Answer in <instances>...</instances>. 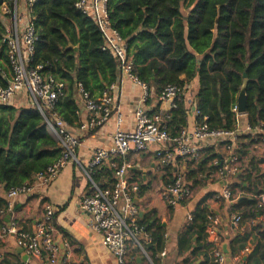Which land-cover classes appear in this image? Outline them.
Here are the masks:
<instances>
[{"label": "trees", "instance_id": "trees-1", "mask_svg": "<svg viewBox=\"0 0 264 264\" xmlns=\"http://www.w3.org/2000/svg\"><path fill=\"white\" fill-rule=\"evenodd\" d=\"M3 1L8 9H13V0H0V9ZM75 1L38 0L31 7L36 40L30 65H41L39 71L45 79L62 82L52 111L68 125L80 126L75 98L78 88L93 98L105 90L110 93L108 88L116 82L119 69L111 53L102 49L103 40L96 25L74 7ZM106 8L111 26L124 41L131 72L146 88L152 87L156 95L168 84L184 90L197 76V123L205 121L210 129H229L236 123L232 108L245 73L246 122L264 127V0H107ZM8 15L0 13V86L7 85L11 74L3 40L2 17ZM182 94L167 112L165 128L170 135L186 127L187 109ZM157 111L153 108V112ZM44 114L48 118L49 110L44 109ZM253 142L251 133L238 137L233 151L237 159L246 154ZM59 152L58 141L47 131L43 115L31 100L28 106L0 104V186L4 190L31 180ZM183 159H176L174 165H161L170 179L177 172L175 165ZM219 159L213 146H204L197 158H187L186 167L180 172L193 188L205 175L218 171ZM112 161L120 163L121 158L115 156ZM249 161L251 165L238 169L231 175L233 181L227 182L231 192L228 210L240 216L236 228L249 225L245 231L237 228L227 240V255L233 257L245 250L252 235L243 264H264V220L259 219L262 209L257 201V196L264 193V171ZM128 170L132 173L130 179L139 183V196L150 183H145L141 174L131 168ZM113 171L108 162L95 169L93 179L100 187H107L114 181ZM234 190L239 193L233 197ZM6 207L7 202L0 198V222ZM208 215H213L212 211L198 202L185 228L178 231L176 255L189 254L182 257V264H216L211 255L212 242L205 231ZM138 221L151 237L146 245L149 255L154 263H162L159 253L166 241L164 227L156 219ZM132 251V255L137 253L134 248Z\"/></svg>", "mask_w": 264, "mask_h": 264}, {"label": "built area", "instance_id": "built-area-1", "mask_svg": "<svg viewBox=\"0 0 264 264\" xmlns=\"http://www.w3.org/2000/svg\"><path fill=\"white\" fill-rule=\"evenodd\" d=\"M26 14L17 12V0H13V9L7 8L6 1L2 2L1 10L8 13V23L4 24L3 40L6 43L7 55L10 66V79L6 86H0V104L10 101L14 93L25 90L30 100L36 105L46 121L47 131L58 141L60 152L58 157L45 169L36 172L31 180L24 181L21 185L5 189L8 199L7 207L10 208L13 199L20 194H29L35 188L45 187L57 174L70 162H77L75 150L79 145L78 137L67 128V123L54 111L55 100L61 91L62 82L53 78L45 79L39 69L41 65H30L33 56L36 34L31 21L30 9L38 0H23ZM107 0H76L74 7L82 14L89 17L99 30L103 44L102 49L107 50L115 58L120 73H125L132 80L137 81L145 89L146 86L139 82L131 72V60L126 54L124 41L118 32L111 26L106 8ZM23 25L20 27V23ZM113 84L109 86L111 91ZM83 104L90 117L81 124V128L88 130L101 126L110 118L114 110L111 94L105 90L98 98L91 97L82 88H78ZM183 93V89L175 84H168L157 95L160 101L169 102V109L175 107L176 99ZM44 109L49 110V117L44 114ZM232 110L236 114V123L229 129H210L205 121L195 123L192 130L182 128L176 135H170L165 128V121L169 117L168 111L148 113L143 108L136 109L134 113V127L131 130L119 128L120 118L117 117V127L112 136L109 147H94L91 149L87 162L88 176L92 190L78 202L80 210L90 215V225L102 235L103 245L110 251L116 264H130L128 249L134 248L147 264L154 263L146 245L150 242V235L138 221V208L135 198L138 197L139 183L128 176L130 164L126 156L130 151H144L148 145H157L156 154L160 165L175 164L178 158H197L202 144L208 141H222L225 149L229 151L230 162H235L237 156L234 148L238 137L244 133H251L255 139L264 140V127L240 123L235 104ZM195 114L198 111L195 110ZM245 114V113H244ZM204 119L206 117H203ZM121 158V162H113V157ZM110 162L113 167L114 181L107 187H100L91 179V173ZM237 171L236 167L222 165L217 173L219 175ZM192 188L186 183L182 172L177 171L169 182L159 192L162 200L170 207H175L188 200L192 195ZM215 198L230 201L231 192L225 183L215 192ZM262 213L260 220H264V193L257 196ZM1 212V210H0ZM53 208L44 205L42 218L30 232L18 231L13 223L0 226V238L7 234H15L16 244L21 247L28 258H40L45 255L49 263L56 262L58 246L52 237L51 220ZM191 219V215L188 216ZM240 216L234 214L229 224L238 225ZM208 224L205 229L207 237L213 235L211 255L216 264H223L226 255L223 253L218 241L217 216L208 215ZM248 251L247 248H245ZM162 250L159 256L162 257ZM132 255L131 261L135 259ZM23 264H28L27 260Z\"/></svg>", "mask_w": 264, "mask_h": 264}, {"label": "crops", "instance_id": "crops-1", "mask_svg": "<svg viewBox=\"0 0 264 264\" xmlns=\"http://www.w3.org/2000/svg\"><path fill=\"white\" fill-rule=\"evenodd\" d=\"M17 12L22 15L26 14L23 0L18 1ZM0 13L1 16L4 14L1 9ZM2 20L4 24L8 23L7 18L2 17ZM22 25L21 22L20 27ZM197 90L198 77L196 76L185 85L182 94V101L187 109L186 130H192L197 122L194 108V97ZM110 94L114 104L112 115L94 131L91 132L86 128H81L77 124H67L68 130L79 139V145L75 150L78 163H68L45 187L39 186L29 194L17 195L13 199L11 207H6V210L1 213L3 222H0V226L13 223L18 231L30 232L42 218L44 205L49 204L53 208L51 233L58 246L56 262L49 263L47 257L43 255L40 258H28V264H116L114 255L103 245L101 233L91 227L90 215L78 207L80 199L90 194L92 190L90 180L85 173L90 152L94 147H109L112 144V136L117 127L118 116L120 118L119 128L131 130L135 123L134 113L136 109L143 108L148 113H152L153 108H156L159 111L167 112L169 102L160 101L152 87L144 89L140 83L120 72ZM75 98L78 107V120L81 125L90 117V113L85 108L78 91ZM29 102L30 98L25 90L14 93L9 101L10 104L15 106H28ZM238 120L240 123H245V114L239 116ZM256 140L248 145L244 156H247L250 160L252 159L255 164L259 161L258 165L264 169V140L260 142ZM208 145L213 146L219 154L218 167L219 163L232 167V162L228 163L230 153L223 144L208 141L202 144V147ZM260 147H262V153H260ZM156 150L157 145L150 144L144 151H130L126 156V160L130 164L129 168L131 170L141 174V178L145 183H150V187L136 197L135 202L138 208V218L143 221L156 219L165 229L166 241L163 249L165 253L161 257L162 263L182 264V257L189 256V254H184L181 257L176 255L177 233L180 229L185 228L186 222L189 221L188 216L191 215L198 202H202L212 211L213 216L218 217L220 222L218 225V241L221 248L223 244H226L227 248V240L235 234L238 227L229 224L234 214V212L228 210L231 202L216 199L214 193L225 183L233 181L231 172L223 175H219L217 171L205 176L203 174L204 178L201 182L192 188L191 197L182 204L170 207L159 195L160 189L171 179L169 178V172L159 164ZM186 161L187 158L180 161L178 166L175 165L176 171H182L186 167ZM104 165L107 166V163ZM94 173L95 170L90 175L93 181ZM134 175L135 178H138L135 173ZM128 176L129 178L132 176L130 170H128ZM207 193H211V195L207 196ZM0 198H2L3 203L4 201L8 202L2 186H0ZM247 228H249V225L245 224L238 229L239 231H245ZM252 237L250 235L246 242L248 251L242 250L233 257L227 255L223 264H243L247 252L250 251L249 247L253 242ZM213 238V235L207 237L209 241H213ZM18 249L15 234L10 233L0 238V264H23L26 260H23V254L19 253ZM133 253L132 248H129L128 258L130 264H147L137 254L135 259L131 261ZM199 261L200 259H197L196 262Z\"/></svg>", "mask_w": 264, "mask_h": 264}, {"label": "water", "instance_id": "water-1", "mask_svg": "<svg viewBox=\"0 0 264 264\" xmlns=\"http://www.w3.org/2000/svg\"><path fill=\"white\" fill-rule=\"evenodd\" d=\"M71 46V45H69ZM75 50H77V46L74 47ZM243 76H244V82L236 96V105H237V112L238 113H245V106H246V84H247V81H246V75L245 73H243ZM221 163H219V167H221ZM222 251L225 255H227V248H226V244H223L222 245ZM18 252L19 253H22L23 254V260H27V254L24 253L23 249L21 247H19L18 249Z\"/></svg>", "mask_w": 264, "mask_h": 264}, {"label": "rangeland", "instance_id": "rangeland-1", "mask_svg": "<svg viewBox=\"0 0 264 264\" xmlns=\"http://www.w3.org/2000/svg\"><path fill=\"white\" fill-rule=\"evenodd\" d=\"M19 1V0H18ZM18 1H17V3H18ZM6 5H7V2H6ZM19 9H20V7H19ZM19 12H20V10H19ZM23 12V11H22ZM257 141V140H256ZM259 142L261 141V140H258ZM263 142V141H262ZM258 149V148H257ZM260 149V153H262V147H260L259 148ZM264 153V152H263ZM250 159L247 157V156H241V158L239 159H237L235 162H232V166L233 167H236V169L238 170V169H241V168H244V167H246V166H249V165H251V163H250V161H249ZM249 161V162H248ZM251 161H252V159H251ZM254 162V161H253ZM259 162V161H258ZM258 162L256 163V165L262 170V171H264V169H263V167L262 166H259L258 165ZM249 163V164H248ZM239 193V191L238 190H234V192L232 193V196L234 197V196H236L237 194Z\"/></svg>", "mask_w": 264, "mask_h": 264}]
</instances>
